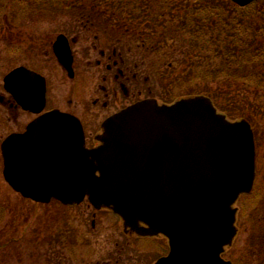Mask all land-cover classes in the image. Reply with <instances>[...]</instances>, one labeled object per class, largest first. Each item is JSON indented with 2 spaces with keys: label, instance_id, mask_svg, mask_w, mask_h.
Here are the masks:
<instances>
[{
  "label": "water",
  "instance_id": "95a60500",
  "mask_svg": "<svg viewBox=\"0 0 264 264\" xmlns=\"http://www.w3.org/2000/svg\"><path fill=\"white\" fill-rule=\"evenodd\" d=\"M232 1L246 7L261 0ZM65 40L59 37L54 52L71 68ZM4 83L25 110L43 108L41 76L20 67ZM100 141L87 150L77 119L48 113L3 142L4 179L36 203L79 205L88 197L138 234H164L171 251L157 264H231L221 256L237 235L234 205L255 180V141L247 121H228L203 96L171 106L145 101L109 119Z\"/></svg>",
  "mask_w": 264,
  "mask_h": 264
},
{
  "label": "rangeland",
  "instance_id": "374dc122",
  "mask_svg": "<svg viewBox=\"0 0 264 264\" xmlns=\"http://www.w3.org/2000/svg\"><path fill=\"white\" fill-rule=\"evenodd\" d=\"M171 1L175 0H0V81L18 66L39 69L42 65L51 66V76L65 82L57 84V91L65 94L71 81L55 64L49 44L64 25H71L76 13L86 12L93 13L90 26L98 30L124 23L131 32H135L134 28L143 31L146 46L141 53L134 48V54L151 67L153 83L163 95L177 98L188 88L202 87L204 82L196 79L198 71L186 63L205 61L192 57L201 47H209L208 32L214 27L211 28L209 22L202 29L197 17L184 16L187 12L203 11L191 4L194 1H184L183 6ZM197 38H202L201 43ZM155 68H158L159 80ZM197 77L202 78L199 74ZM215 85L212 82L211 88ZM9 117L12 118L4 110L0 135L14 129ZM253 117L258 175L253 193L236 205L239 233L226 253L230 261L240 256L250 241L253 228L264 218V112ZM2 172L0 153V209L4 213L0 215V245H4L0 264H104L103 254L109 247L103 246L106 234L89 235L88 223L82 214L85 207L74 211L56 202L43 206L24 202L8 188Z\"/></svg>",
  "mask_w": 264,
  "mask_h": 264
},
{
  "label": "flooded vegetation",
  "instance_id": "af4514ba",
  "mask_svg": "<svg viewBox=\"0 0 264 264\" xmlns=\"http://www.w3.org/2000/svg\"><path fill=\"white\" fill-rule=\"evenodd\" d=\"M76 14L71 25H64L60 34L49 44L55 64L71 81L68 91L59 94L57 84L65 82L62 78H54L53 74L51 76V66L32 68L45 78L43 108L40 104H33V111L41 109L40 113L26 111L15 97L5 96L3 104L0 103V130L4 110L12 116L8 118L13 123L12 133H23L31 122L57 110L79 120L85 134L86 148L94 149L100 145L99 137L105 122L116 114L145 101L162 105L175 102L171 94L160 93L153 83L151 67L146 66L141 56L134 54L132 47L140 49L141 53L146 46L145 39L141 37L143 31L131 32L124 23L101 31L90 26L93 13ZM59 36H63L68 44L71 68L62 66L53 52ZM157 65L160 66L159 63ZM158 68L154 69L156 77ZM34 83L37 88L39 84ZM2 90L3 80L0 81V94L3 97ZM83 207L86 209L82 214L88 223L89 235L92 233L97 237L106 234L103 246L109 247L103 254L106 259L104 264H157L169 255L167 237L162 234H138L111 209L95 208L87 199L80 205L64 208L77 211ZM138 226L143 230L149 229L145 222H139Z\"/></svg>",
  "mask_w": 264,
  "mask_h": 264
},
{
  "label": "trees",
  "instance_id": "16d2710c",
  "mask_svg": "<svg viewBox=\"0 0 264 264\" xmlns=\"http://www.w3.org/2000/svg\"><path fill=\"white\" fill-rule=\"evenodd\" d=\"M184 1L190 2V0L171 2L183 6ZM191 1H194L192 5L201 7L203 11L196 14L187 12L184 16L197 17V23L201 21L202 29L210 22L214 30L208 32L209 47H201L200 54H194L192 57H199L205 61L201 64L199 61L186 63L202 76L200 79L196 74V79L204 82L203 86L188 88L175 100L206 96L229 120H246L253 128L255 127L253 116L262 115L264 112V0L243 8L231 0H222L224 3H218L220 0ZM197 39L201 43L202 38ZM212 82L216 83L213 88ZM229 94H232V98H229ZM223 99L226 101H222ZM1 212L0 209V215L4 214ZM0 223L2 224L1 220ZM3 247L1 244L0 252ZM255 263L264 264V218L259 219L253 228L250 241L243 253L236 260L233 259V264Z\"/></svg>",
  "mask_w": 264,
  "mask_h": 264
},
{
  "label": "bare ground",
  "instance_id": "6f19581e",
  "mask_svg": "<svg viewBox=\"0 0 264 264\" xmlns=\"http://www.w3.org/2000/svg\"><path fill=\"white\" fill-rule=\"evenodd\" d=\"M135 29V31H137L138 33H139V31L136 29V28H134ZM141 37L142 38H146V36L145 35H141ZM132 49H134V47H132ZM37 120V119H36ZM11 133H12V131H10L9 133H7L6 135H2L3 136V138L1 139V141L2 142H4L9 136H11ZM3 169H4V164H3ZM89 244H90V242H88Z\"/></svg>",
  "mask_w": 264,
  "mask_h": 264
}]
</instances>
